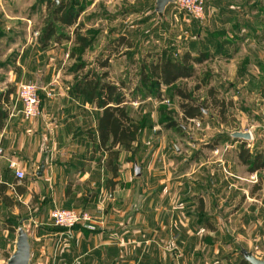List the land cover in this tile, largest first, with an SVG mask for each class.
I'll return each mask as SVG.
<instances>
[{"label": "rangeland", "instance_id": "374dc122", "mask_svg": "<svg viewBox=\"0 0 264 264\" xmlns=\"http://www.w3.org/2000/svg\"><path fill=\"white\" fill-rule=\"evenodd\" d=\"M53 1L7 0L8 14L14 17L8 19L11 27L7 34L8 44L11 46V42H17L18 48L10 51L0 62V88L4 91L13 87L16 91L17 86L8 81L7 70L12 68L15 72L16 54L28 43L29 47L38 43L46 51L43 62L39 64L40 69H46L48 63H55L52 79L57 81L56 89L60 93L75 94L73 89L85 73H96L98 77L106 72L102 79L115 85L123 82L128 111L144 122L141 131H154L158 136L147 145L149 148L144 153L140 144H135L134 156L121 152L118 176L128 175L127 169L131 164H140L139 157L145 164L155 160V168L161 164L158 169L170 183L175 181L172 179L182 177L191 182L192 189L185 194L189 198H177L172 203L189 208L193 205L200 210V214L194 217L182 216L183 220L189 218V223L198 230L192 244L193 263L191 260L184 263L234 264L241 257V248L264 259V185L261 184L258 191L253 190L255 183L260 178L264 179V168L248 170L238 159L240 140L229 136V132L234 130H249L253 139L246 142V147L252 153L263 150L264 0H204L206 10L202 20L193 19L174 4L168 6L165 19L164 16L162 20L155 19L153 12L145 18L154 0H70L79 11L76 19L79 27L75 30L76 24L63 27L56 23L60 39L51 37L44 45L39 43V39L46 23L51 20L53 6L49 8L48 4ZM76 34L86 37L88 47L84 50L75 43ZM118 37L124 39L117 42ZM129 42L131 47H128ZM204 48L211 52L212 57L195 67L200 75L209 72L207 83L197 89L196 78L176 82V85L191 91L201 109L198 118H181L180 98L172 96L170 88L161 86L160 98L145 96L143 89L135 92L143 61H152L162 49L171 50L172 57L179 58L185 51L196 55ZM106 59L108 65L101 67ZM209 86L216 91L214 99L228 103L223 112H220L218 102L214 103L213 96L207 93ZM47 91L58 95L55 89ZM43 93L38 91L41 101ZM160 108L164 109L162 113ZM3 109L8 112L5 105ZM171 120L178 124V129L167 126ZM21 170L26 176L23 167ZM28 175L36 176L34 171ZM115 184L107 185V188L112 189ZM193 192L196 193L194 198ZM40 196L39 190L37 194L31 192L21 200L13 196L15 205L0 206V264H5L6 255L12 252L16 230L23 218H26L24 222L29 229L31 243L36 246V258L31 260V264H45L38 261V255L43 251L40 240L36 239L41 226L46 229L54 227L56 231L51 237L52 250L50 253L45 251V256L50 258L49 264H81L79 253H72L71 243L81 226L74 224L68 228L53 225L51 221L53 210L75 208H54L49 213L52 226H37L32 215L45 208L42 205L39 209L37 200ZM86 213L90 217L87 222L92 224L95 217ZM46 229H41V233L47 232ZM181 251L183 253L184 249ZM89 258L87 264H94L93 257Z\"/></svg>", "mask_w": 264, "mask_h": 264}, {"label": "crops", "instance_id": "0c3cea01", "mask_svg": "<svg viewBox=\"0 0 264 264\" xmlns=\"http://www.w3.org/2000/svg\"><path fill=\"white\" fill-rule=\"evenodd\" d=\"M154 1L145 18L153 12ZM7 3V0H0V62L10 51L18 48L17 42H11V46L8 44L7 34L11 28L8 19L14 17L9 16ZM28 44L16 54L15 72L12 68L7 70L8 81L17 86L20 82L36 81L40 77L44 88L40 90L45 94L41 101V114L30 119L22 116L20 103L14 99L15 90L5 103L8 114L0 128V181L9 186L7 193L21 200L31 192H41L37 203L39 209L42 205L45 208L32 215L37 226H52L49 213L54 208L82 209L92 214L94 224L81 226L75 234L76 239L71 241L72 253H79L81 264H87L89 257H93L94 264H185V260L193 263L192 244L198 230L189 223V218L183 220L182 216L194 217L200 214V210L193 205L189 208L172 204L177 198H189L185 194L192 189L191 182L182 177L172 179L175 181L170 183L159 171L161 164L155 168V160L145 164L138 157L141 175L134 176L131 164L127 169L129 174L119 175L115 187L107 188L109 173L103 164L104 154L93 140L97 136L100 109L83 96L60 93L56 89L57 81L52 79L55 63H48L46 69H40L39 64L43 62L46 51L38 43L30 47ZM47 89H55L58 95L55 92L47 95ZM157 136L154 131H141L136 144H140L144 153ZM11 161L18 162L29 179L24 183L25 192L20 195L13 188L16 177L9 167ZM41 164L44 170L41 176H37ZM127 164H123V168ZM30 171H34L36 176L30 177ZM17 181L19 183L20 179ZM195 194L191 193L192 198ZM53 228L47 227V232L43 233L39 229L40 235L36 239L40 240L43 249L38 255L39 263H50L45 251L50 253L52 250L51 237L56 233ZM35 250V243H32L31 260L34 261Z\"/></svg>", "mask_w": 264, "mask_h": 264}, {"label": "trees", "instance_id": "16d2710c", "mask_svg": "<svg viewBox=\"0 0 264 264\" xmlns=\"http://www.w3.org/2000/svg\"><path fill=\"white\" fill-rule=\"evenodd\" d=\"M50 6H53L51 11L52 17L51 20L46 23L42 36L39 39V43L44 45H46L51 37H54L56 40L60 39V35L56 29V23L63 27H71L76 24L75 30L80 25V23L76 22L79 11L73 7L70 0H54L53 3L48 4L49 8ZM76 35L75 43L80 49L84 50L88 47L86 37L78 34ZM123 39V37H118L116 41L119 42ZM127 44H129L128 47L132 46L130 42ZM211 57V52L205 48L199 50L196 55L191 54L190 51H185L179 58H173L171 50L162 49L155 55L152 61H143L141 63L139 81L135 87V92L139 93V91L143 89L145 96L160 98L162 97L160 91L161 86L170 88L172 91L171 95L180 98L179 108L181 111V118L185 120L196 119L201 115L200 106L193 98L191 91H188L186 87L176 85V82L181 79L193 77L198 80L195 88L198 89L206 84L210 77L209 72L205 71L200 75L197 73L195 66L201 65ZM107 65V59L101 63V67ZM106 75V72L100 74L98 77L96 73H85L82 75L81 80L76 83L73 90L76 95L83 96L85 100L89 102H94L96 107L100 109L97 119V136L96 139L94 138L93 140L97 143V148L102 151L105 156L104 166L110 174V177L106 180V185L112 186L116 183V178L118 177L120 154L124 151L134 156L135 144L139 139V134L144 126V122L135 118L128 111L126 106L128 100L123 92L124 83L120 82L118 85H115L112 82L102 79V77ZM12 91L13 87H8L6 90L0 92V128L8 114V112L3 109V106L7 103ZM215 92L213 87H207V93L213 96L214 103L217 104L218 102L217 105H219V110L223 112L228 103L223 99L220 101L214 99ZM229 102L231 103V101ZM163 110L162 108L159 109L161 113ZM167 126L170 128H179L178 124L172 120ZM90 137L92 138L91 135ZM240 142L238 153L239 161L250 171L263 169L264 147L263 150L252 153L249 148L246 147L247 143L245 141ZM25 178L26 176L22 178V183H17V178L13 182L14 191L19 195L25 192ZM261 184L264 185L263 178H260V181L255 183L253 190L261 188ZM8 189L9 186L5 182L0 181V204L12 207L16 204V201H14L13 196L7 193ZM75 226H83V224H76ZM54 229L55 228H53V230ZM6 257H8V254ZM234 264L251 263L244 259L241 254L238 262Z\"/></svg>", "mask_w": 264, "mask_h": 264}, {"label": "built area", "instance_id": "2783aa9c", "mask_svg": "<svg viewBox=\"0 0 264 264\" xmlns=\"http://www.w3.org/2000/svg\"><path fill=\"white\" fill-rule=\"evenodd\" d=\"M174 5L178 9L185 11L193 19L202 20L205 16L204 0H174ZM37 34V31L34 32ZM68 54H66L67 56ZM35 81L20 82L17 85L14 99L20 103V112L25 119H30L40 115L41 100ZM50 93L47 92V95ZM9 167L13 169L17 179L25 177V173L19 168L17 162L11 161ZM90 220L88 214L84 211H76L75 209H55L51 213V221L53 225L72 227L74 224H86ZM66 245H64V248ZM67 264V263H64Z\"/></svg>", "mask_w": 264, "mask_h": 264}, {"label": "water", "instance_id": "95a60500", "mask_svg": "<svg viewBox=\"0 0 264 264\" xmlns=\"http://www.w3.org/2000/svg\"><path fill=\"white\" fill-rule=\"evenodd\" d=\"M174 3V0H155L153 6V13L156 14L157 19H162L164 11L169 4ZM37 87H42L41 78L38 77L35 81ZM229 136L233 139H239L245 142H250L253 139L252 133L249 130H234L229 132ZM44 170V165L41 164L36 175L41 176ZM133 174L138 177L141 175V166L134 162ZM23 218L19 221L16 230V237L13 241V250L7 257L5 264H31L32 257V243L29 229L25 225ZM243 258L251 264H264V259L258 258L252 254L251 251L245 248L240 249Z\"/></svg>", "mask_w": 264, "mask_h": 264}]
</instances>
